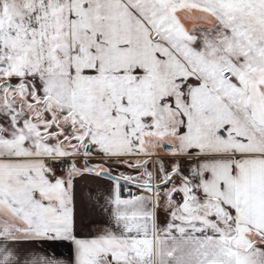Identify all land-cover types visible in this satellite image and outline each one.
Listing matches in <instances>:
<instances>
[{
  "label": "snow or ice",
  "instance_id": "6c2138e0",
  "mask_svg": "<svg viewBox=\"0 0 264 264\" xmlns=\"http://www.w3.org/2000/svg\"><path fill=\"white\" fill-rule=\"evenodd\" d=\"M85 175L112 182L110 223L78 236ZM37 241L264 264V0H0V264H59Z\"/></svg>",
  "mask_w": 264,
  "mask_h": 264
},
{
  "label": "crops",
  "instance_id": "0c3cea01",
  "mask_svg": "<svg viewBox=\"0 0 264 264\" xmlns=\"http://www.w3.org/2000/svg\"><path fill=\"white\" fill-rule=\"evenodd\" d=\"M112 182L106 178L94 175L78 177L75 183L74 211L78 236L95 235L97 231L110 223L109 212L103 210L106 198L110 195ZM137 194H139L137 192ZM122 197H127L123 187ZM165 215L160 210L159 218ZM48 245H51L49 247ZM33 251L46 256L54 257L59 264H75L74 245L70 241H37L34 244L25 245Z\"/></svg>",
  "mask_w": 264,
  "mask_h": 264
},
{
  "label": "rangeland",
  "instance_id": "374dc122",
  "mask_svg": "<svg viewBox=\"0 0 264 264\" xmlns=\"http://www.w3.org/2000/svg\"><path fill=\"white\" fill-rule=\"evenodd\" d=\"M188 26L191 27V24L189 23ZM162 159L164 160L165 165L167 166V165H168V161H169V159H171V158L168 157V156H163V155H162ZM89 162H91L92 164L95 165V164L99 163V160H97V159H95V158H92V159L89 160ZM76 163H77V165H78L79 167L83 168L84 164H83L82 159H79V158H78V159L76 160ZM110 165H111V167H110L111 172H113V173H115V174L125 173V174H130V175H139V173H136V172H135L133 169H131V168H127L125 165H122V164H115V163H111V162H110ZM106 167H108V165H106ZM166 218H167V213H166V211H165V215H164L163 217L160 218L161 223L165 222Z\"/></svg>",
  "mask_w": 264,
  "mask_h": 264
},
{
  "label": "built area",
  "instance_id": "2783aa9c",
  "mask_svg": "<svg viewBox=\"0 0 264 264\" xmlns=\"http://www.w3.org/2000/svg\"><path fill=\"white\" fill-rule=\"evenodd\" d=\"M65 166H66V165H65ZM123 189H124V191L128 194L129 189H128L127 187H123ZM131 191H132L133 193H136V194H137V190L135 189V187L131 188Z\"/></svg>",
  "mask_w": 264,
  "mask_h": 264
},
{
  "label": "water",
  "instance_id": "95a60500",
  "mask_svg": "<svg viewBox=\"0 0 264 264\" xmlns=\"http://www.w3.org/2000/svg\"><path fill=\"white\" fill-rule=\"evenodd\" d=\"M82 161H83V164H84V160H83V159H82ZM90 163H91V162H90ZM93 165H94V164H93ZM112 174H113V175H117V174H115V173H113V172H112Z\"/></svg>",
  "mask_w": 264,
  "mask_h": 264
}]
</instances>
